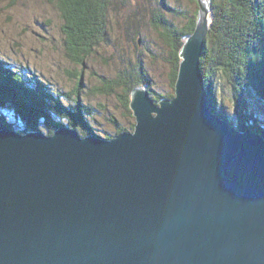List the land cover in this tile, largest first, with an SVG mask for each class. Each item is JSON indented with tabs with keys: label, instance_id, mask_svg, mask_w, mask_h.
<instances>
[{
	"label": "water",
	"instance_id": "1",
	"mask_svg": "<svg viewBox=\"0 0 264 264\" xmlns=\"http://www.w3.org/2000/svg\"><path fill=\"white\" fill-rule=\"evenodd\" d=\"M210 2L175 97L132 91L133 135L0 129V264H264V135L209 110Z\"/></svg>",
	"mask_w": 264,
	"mask_h": 264
},
{
	"label": "rangeland",
	"instance_id": "2",
	"mask_svg": "<svg viewBox=\"0 0 264 264\" xmlns=\"http://www.w3.org/2000/svg\"><path fill=\"white\" fill-rule=\"evenodd\" d=\"M56 1L0 0V61L8 58L12 61V65L28 68L27 72L22 71L21 75L26 86L31 82V89L34 90L30 92H35V89L39 88L34 87L31 81L32 78L37 76L45 87L53 92H61V100L64 103L74 102L71 98H75L77 93H73L71 98H67L64 92L74 89L77 82L81 80L80 104L88 109V116L84 120L90 128H94V133L91 134L104 138H108L110 135L115 137L117 127L121 126L127 128V131H134L136 118L130 105L133 90L146 89L148 93H152L153 97H156L154 93H159L162 96L165 93H175L170 80V71L173 67L172 49L174 47L163 41V38L158 34V30L150 28L149 22L146 25L145 20L147 19L143 16L144 12H147L148 20L150 14L153 13V11L151 12L153 9L154 11L157 10V13L168 14L171 23L165 25L166 29L170 28L174 35L181 33L191 35L185 30V27L188 24H193L196 20L193 33L196 31L199 17L196 12H199L197 11L200 8L199 0H148V3L156 1L152 7L144 0L120 1L122 3H119V5L115 2L112 3L109 9L111 13L106 43H101L95 49V53L90 56L89 60L85 61V65L78 63L77 59L67 54V37L62 28L66 24L64 23L66 20L63 19L60 11L55 6L57 5ZM214 15L215 10L211 7L208 15L210 25L208 35L213 27ZM172 20L175 21V24L172 23ZM133 27L136 29H132ZM181 41H187L185 36ZM208 43L209 41L206 42L207 45ZM142 65L147 74L142 73L143 70L140 68ZM126 68L131 71L126 72L124 70ZM125 75H129L128 78ZM145 76L150 80L156 92L151 89L152 86L144 82ZM222 76L223 74L218 73L216 84L220 85V77L222 78ZM133 80L138 82V86L127 91L126 82L130 83ZM229 82L230 75H228ZM24 87L19 88L21 93L27 91L23 92ZM25 89L28 88L25 87ZM226 90V94H228V87ZM31 96V93H27L24 99H29ZM208 99L209 93L207 94L209 105ZM160 100L162 99L159 98ZM5 101L3 100L0 103V107H2L0 108V126L10 130L11 125L5 122L7 118L11 124L16 126L15 128L19 127L15 124V120L20 122L22 126H26L23 124L21 115L14 113L12 109L9 110L8 105L4 106L8 104L10 99H5ZM254 103L252 109H264L260 101L258 103L254 101ZM217 104L216 107L211 105L215 114L228 119L229 116L233 115L230 100L225 99L223 102L219 99ZM127 106L130 108L129 110H127ZM224 106H226L228 114H224ZM208 107L210 109V105ZM83 111L86 112L85 109ZM56 117L57 115H52L53 119H56ZM78 117L81 118L79 115ZM61 118L64 119L65 117L61 115ZM64 123L68 125L67 120ZM256 125L264 128V112L262 119ZM233 126L236 127L234 122ZM258 126L257 128H259ZM15 128L11 129L15 130ZM236 128L245 130L240 127ZM16 130L18 131V129ZM40 130L48 134V132L54 133L58 129L56 131L53 129L46 131L45 122H42ZM248 130L257 132V130L251 128ZM22 132L28 131L23 129ZM258 133L260 132L258 131Z\"/></svg>",
	"mask_w": 264,
	"mask_h": 264
},
{
	"label": "trees",
	"instance_id": "3",
	"mask_svg": "<svg viewBox=\"0 0 264 264\" xmlns=\"http://www.w3.org/2000/svg\"><path fill=\"white\" fill-rule=\"evenodd\" d=\"M120 1L127 2V0H57L55 6L63 19L66 20V22L64 21L66 24L62 28L67 37V54L77 59L78 63L85 65V61L89 60L90 56L95 53V49L101 43H106L111 13L109 9L112 3L115 2L119 5L122 3ZM144 1L151 7L156 2ZM212 3L215 10L213 27L208 35L207 41L209 43L201 59V68L209 86V105L216 107L219 99L223 102L225 99L230 100L233 115L229 118L234 116V122L240 128H251L264 135V128L256 125L262 119L264 109H252V104L255 105L254 101L257 103L260 101L264 108V0H213ZM152 11L154 14H150L149 20L146 15L147 12H144V17L147 19L145 20L146 25L149 22L150 28L158 30L163 41L174 47L172 49L173 67L170 71V80L175 89L181 61L179 52L184 43L181 40L187 35L182 33L174 35L170 28H165V25L171 23L168 14L157 13V10L154 11V9ZM185 15L187 14L185 13ZM172 23L175 24V21L172 20ZM195 23L196 20L193 24H188L185 30L192 34ZM4 59L0 61V81L3 82H0V103L5 99H10L8 104L4 106L8 105L9 110L12 109L14 113L21 115L23 124L26 125L22 126L20 122L15 120V124L19 126L15 128L16 126L11 124L7 118L5 122L11 125L10 128L20 131L23 129L26 131L39 130L42 122H45L46 131L51 129L56 131L65 125L64 121L67 120L68 125L64 127L76 128L83 136L94 133V128H90L84 120L88 116V109L80 104L81 80L77 82L74 89L64 92L67 98H71L73 93H77L75 98H71L74 102L64 103L61 100L62 93L53 92L45 87L37 76L30 79L34 87L39 88L35 89V92H30L34 90L31 89V82L26 86L21 75V72H27L28 68L16 67L12 65L10 59ZM140 68L143 69L142 73L147 74L143 65ZM126 69L124 70L128 73L131 71L129 68ZM218 73L223 74L222 78L220 77V85L216 84ZM228 75H230L229 83ZM125 76L128 78L129 75ZM144 82L152 86L146 76ZM22 86L28 88L25 89L24 87L23 92L27 90L24 93H21L19 89ZM125 86L126 90L130 91L138 86V82L134 80L130 83L126 82ZM227 87L228 94H226ZM151 89L154 90L153 86ZM27 93H31L32 96L29 99H24ZM154 94L156 97H153L151 93L154 99L157 98L156 101H159V98H170L174 95L169 93H165L163 96L159 93ZM124 106L126 107L125 103ZM224 107V114H226V106ZM129 109L127 106V110ZM53 114L57 115L59 120L57 117L53 119ZM61 115L65 118L62 119ZM79 120L82 122L80 123ZM0 128L4 127L0 126ZM133 128L135 129V127ZM126 130L128 129L125 127H117L116 134ZM48 134L53 133L48 132ZM109 137L113 138L112 135Z\"/></svg>",
	"mask_w": 264,
	"mask_h": 264
},
{
	"label": "bare ground",
	"instance_id": "4",
	"mask_svg": "<svg viewBox=\"0 0 264 264\" xmlns=\"http://www.w3.org/2000/svg\"><path fill=\"white\" fill-rule=\"evenodd\" d=\"M139 3V2H138ZM199 3V2H198ZM199 5H200V3H199ZM210 5H211V7L214 9V7H213V5H212V2H210ZM142 12H143V10H142ZM199 12H200V8H199ZM199 12H198V14H199ZM147 14V13H146ZM145 15V14H144ZM143 15V16H144ZM153 19V18H152ZM143 20V19H142ZM141 20V21H142ZM211 22V21H210ZM126 23H128V22H126ZM146 23V22H145ZM155 23V22H154ZM140 24V23H139ZM124 25V24H123ZM138 25V24H137ZM141 25V24H140ZM127 26V25H126ZM129 27V26H128ZM137 27V26H136ZM130 28V27H129ZM135 27H133L132 29H134ZM160 28V27H159ZM136 29V28H135ZM131 31V30H130ZM134 32V31H133ZM159 33V32H158ZM244 35V34H243ZM135 36V35H134ZM191 35H187L186 37H185V39L186 40H188V38L190 37ZM133 37V36H132ZM173 37V36H172ZM176 40H177V38H176ZM132 41H134V40H132ZM184 45H185V41H184V43H183V45H182V48L184 47ZM245 45V44H244ZM206 46H207V44H206ZM206 46H205V48H206ZM182 48L180 49V51L182 50ZM205 48L203 47L202 48V50H203V55H204V52H205ZM156 49V48H155ZM179 54H180V52H179ZM203 55H202V57H203ZM202 57L200 58V67H199V69L201 70V72H202V74H203V76H204V84H205V88L207 89V91H208V93H209V86H208V84H207V80H206V77H205V75H204V73H203V71H202V68H201V59H202ZM180 58H181V56H180ZM184 60V58H181V61H180V66H179V68L181 67V62ZM143 70V69H142ZM145 73V72H144ZM178 74H179V71H178ZM222 74V73H221ZM177 81H178V78H177ZM177 81H176V83H177ZM226 83V82H225ZM149 96H151V93H149L148 94ZM175 95H176V85H175V93H174V95H173V97H175ZM173 97H165L164 99H172ZM151 98H153L152 96H151ZM154 99V98H153ZM163 99V98H162ZM250 100V99H249ZM264 100V99H263ZM153 101H155V103L156 104H154L156 107H158V101H156V99H154ZM243 102V101H242ZM209 106V105H208ZM106 109V108H105ZM262 109V108H261ZM110 110H111V108H110ZM211 112H213L214 113V111H213V108L212 107H210V109H209ZM234 110V109H233ZM131 111H133V113H134V110L132 109ZM233 114V113H232ZM135 116V115H134ZM234 117V116H233ZM233 117H230L229 119H228V122L231 124V123H233L234 121H235V119L233 118ZM135 118H136V126L138 125V121H137V116H135ZM120 123V122H119ZM122 123V122H121ZM123 124V123H122ZM234 124L236 125V127H238V125H237V123L236 122H234ZM115 125V124H114ZM124 125V124H123ZM64 126L65 125H62L61 127L62 128H64ZM125 126V125H124ZM136 126H135V128H136ZM65 129V128H64ZM67 129L68 130H74L75 132H76V134L79 136V139H85V138H88L90 135L92 136V137H95V138H97V139H99V140H108V141H112L113 140V138H110V137H108V138H104V137H101V136H98V135H95V134H90V135H87V136H83L76 128H71V127H67ZM123 129V128H122ZM126 129V128H125ZM11 130H13V131H15V133L16 134H18L17 132L19 131H17V130H14V129H11ZM37 131H41L40 129L39 130H33V131H30L31 133H33V132H37ZM256 131V130H255ZM21 132V133H20ZM19 132V136H21V135H24L25 133H23L22 131H20ZM43 132V131H42ZM135 131H123V132H121V133H117L116 134V136H115V138H117L118 136H120V135H122L123 133H126V134H130V135H133L132 133H134ZM27 133H29V132H27ZM45 133V132H44ZM55 133V132H54ZM255 133H257L258 134V131L257 132H255ZM260 134V133H259ZM45 135H48L47 133H45ZM263 135V134H262Z\"/></svg>",
	"mask_w": 264,
	"mask_h": 264
},
{
	"label": "clouds",
	"instance_id": "5",
	"mask_svg": "<svg viewBox=\"0 0 264 264\" xmlns=\"http://www.w3.org/2000/svg\"><path fill=\"white\" fill-rule=\"evenodd\" d=\"M135 130V129H134ZM94 132V131H93ZM91 133V132H90Z\"/></svg>",
	"mask_w": 264,
	"mask_h": 264
}]
</instances>
